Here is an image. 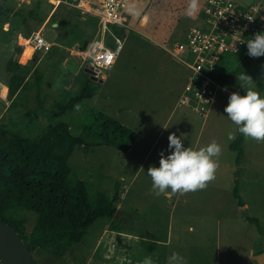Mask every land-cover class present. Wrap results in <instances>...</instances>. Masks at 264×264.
<instances>
[{
	"label": "rangeland",
	"instance_id": "rangeland-1",
	"mask_svg": "<svg viewBox=\"0 0 264 264\" xmlns=\"http://www.w3.org/2000/svg\"><path fill=\"white\" fill-rule=\"evenodd\" d=\"M6 2L14 9L39 6L43 22L24 24L0 17V123L15 122L17 131L37 138L49 125L61 121L77 135L80 127L89 123V110L96 109L137 135L128 152L101 146L85 154L77 147L68 162L73 182L85 181L117 196L114 206L120 232L110 230V220L98 219L83 241L62 258L35 252V264H143L146 257L153 264H167L172 252L183 256L186 264H256L253 258L264 249V141L244 137L243 161L236 167V153L230 146L237 126L224 107L229 94L239 91L240 82L233 74L237 66L241 75L254 81L248 87L264 95V56L250 57L246 48L237 57H225L221 69L230 75L228 82L221 85L203 119L179 104L190 73L165 50L196 23L200 0L192 16L186 14L190 0H130L125 25L113 28L122 49L104 78L94 84L96 95L61 118L43 111L38 119L20 121L27 111L39 105L51 111L80 91L87 74L78 52L84 42L91 38L89 44L96 37L98 19L89 0ZM238 3L264 6V0ZM35 35L50 45L49 51L33 50ZM9 61L21 66L16 74L24 82L15 98L8 94L13 75L6 70ZM223 87L228 90L222 91ZM169 133L184 134V146L194 149L213 141L220 145L215 179L204 189L159 195L151 189L147 170L158 166ZM235 181L243 207L233 197ZM247 217L256 219L257 225L247 222ZM18 218L26 219L24 234L29 235L36 215L19 213Z\"/></svg>",
	"mask_w": 264,
	"mask_h": 264
},
{
	"label": "trees",
	"instance_id": "trees-1",
	"mask_svg": "<svg viewBox=\"0 0 264 264\" xmlns=\"http://www.w3.org/2000/svg\"><path fill=\"white\" fill-rule=\"evenodd\" d=\"M6 1L0 0V17H12L24 24L29 20L43 22L39 6L35 9L26 6L14 9ZM202 3L203 0H200L199 10ZM198 21L199 15L196 23ZM61 26H65L64 22H61ZM88 40L80 46L79 51L86 48ZM20 68L14 61L6 64L7 72L13 74L8 83L10 98H15L24 86L23 78L16 74ZM233 74L241 85L239 66ZM229 76L221 72L215 74L214 78L224 85ZM95 83L86 75L80 91L71 95L65 103L51 111L43 110L39 105L33 111H27L19 120L38 119L43 111L47 116L61 118L83 100H90L96 95ZM239 91L243 93L240 87ZM87 118L89 123L82 125L77 135L72 133L68 123L60 121L49 125L48 130L37 138H29L17 131L15 122L0 123V220L20 235L32 254L45 252L54 259L62 258L83 241L87 230L98 219L110 220V230L120 232L118 222L113 219L117 212L114 206L117 196L111 197L85 181L73 182L68 162L77 147H81L85 154L90 148L101 146L128 152L137 135L116 119L96 109L89 110ZM243 141L244 136L237 131L230 146L236 153V167L243 161ZM233 197L239 207H243L238 181H235ZM28 212L34 213L36 219L29 235H25L26 219L18 218V215ZM245 220L257 225L256 219L247 217ZM262 252L264 249L258 254Z\"/></svg>",
	"mask_w": 264,
	"mask_h": 264
},
{
	"label": "built area",
	"instance_id": "built-area-1",
	"mask_svg": "<svg viewBox=\"0 0 264 264\" xmlns=\"http://www.w3.org/2000/svg\"><path fill=\"white\" fill-rule=\"evenodd\" d=\"M84 1L80 0V3ZM89 2L98 19V29L96 37L78 55L85 67L102 79L122 49L113 28L125 25L130 0ZM261 31H264V6L260 3L243 6L238 0H203L199 21L187 30L182 40L165 48L190 73L179 104L206 119L221 90V84L214 76L222 72L225 57L240 55L247 48L246 41ZM32 44L36 52L50 50V45L39 35L34 36Z\"/></svg>",
	"mask_w": 264,
	"mask_h": 264
},
{
	"label": "clouds",
	"instance_id": "clouds-1",
	"mask_svg": "<svg viewBox=\"0 0 264 264\" xmlns=\"http://www.w3.org/2000/svg\"><path fill=\"white\" fill-rule=\"evenodd\" d=\"M197 7V0H190L186 14L192 16ZM246 47L250 57L264 56V31L249 38ZM239 79L244 82L240 85L243 93L231 92L224 112L244 137L264 141V95L248 87L254 82L250 76L243 73ZM227 90V87L222 88V91ZM229 138H232L231 134ZM184 139V134L169 133L167 150L159 153L158 166H150L147 170L151 189L158 195L194 192L204 189L209 181L215 179L220 145L213 141L194 149L184 146ZM143 264H153V261L146 257ZM167 264H186V261L179 253L172 252Z\"/></svg>",
	"mask_w": 264,
	"mask_h": 264
},
{
	"label": "water",
	"instance_id": "water-1",
	"mask_svg": "<svg viewBox=\"0 0 264 264\" xmlns=\"http://www.w3.org/2000/svg\"><path fill=\"white\" fill-rule=\"evenodd\" d=\"M84 72L94 82L98 78L88 69ZM101 83L102 80H99ZM118 218V211L114 215V220ZM256 264H264V252L253 258ZM0 261L2 264H35L33 254L29 251L27 245L20 235L7 223L0 220Z\"/></svg>",
	"mask_w": 264,
	"mask_h": 264
},
{
	"label": "crops",
	"instance_id": "crops-1",
	"mask_svg": "<svg viewBox=\"0 0 264 264\" xmlns=\"http://www.w3.org/2000/svg\"><path fill=\"white\" fill-rule=\"evenodd\" d=\"M25 57V60L28 58V57H26V55L24 56ZM178 63V62H177Z\"/></svg>",
	"mask_w": 264,
	"mask_h": 264
}]
</instances>
